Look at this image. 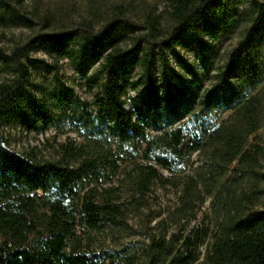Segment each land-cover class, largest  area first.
<instances>
[{"label":"trees","instance_id":"trees-1","mask_svg":"<svg viewBox=\"0 0 264 264\" xmlns=\"http://www.w3.org/2000/svg\"><path fill=\"white\" fill-rule=\"evenodd\" d=\"M49 22L48 14L27 10L24 0H0V25L16 23L32 32L10 51L0 48V73L10 75L0 81V133L11 122L28 131L55 125L64 133H78L83 142L72 140L62 145L60 159L40 161L0 139V264H121L82 247L79 231L99 230L125 215L111 196L100 199L92 185L112 180L124 163L134 162L140 193L157 182L178 187L174 175L185 172L202 151L212 167L207 176H187L179 210L193 211L211 196L220 211L218 231L201 264H264V208L244 210V201L258 197L257 182L251 196L228 188L231 179L221 187L234 162L257 161L248 153L251 136L264 122V0H165L163 9L132 0L110 8L101 30L91 22L40 29ZM240 22L246 24L244 34L228 52L216 81L199 97L187 82L179 84L169 52L187 38L205 57L209 42ZM112 29L119 36L107 37ZM36 47L51 62L32 56ZM64 59L98 63L92 74L83 73L88 87H98L92 101L57 76L42 94L35 90L32 69L56 70ZM181 62L191 68L186 58ZM129 89L140 99L130 106L125 98ZM160 169L173 177L163 178ZM162 241L152 238L158 246L155 259L164 253L172 257L170 264L178 258L198 260L191 255L192 236L178 254L173 244Z\"/></svg>","mask_w":264,"mask_h":264},{"label":"rangeland","instance_id":"rangeland-1","mask_svg":"<svg viewBox=\"0 0 264 264\" xmlns=\"http://www.w3.org/2000/svg\"><path fill=\"white\" fill-rule=\"evenodd\" d=\"M132 0H24L27 10H38L50 16V22L40 29H59L63 25H76L91 22L95 30H101L109 17L110 8L121 2ZM136 5L141 0H134ZM157 3L160 9L164 8L165 0H146ZM131 9L133 16H140L139 10ZM246 24L238 23L234 30L215 41H210V47L201 57L187 38L177 45L176 51L169 52L172 67L179 73L176 75L179 84L187 82L199 97L213 82L220 66L226 61L228 52L238 43L244 34ZM107 30V29H105ZM104 30V31H105ZM32 32L16 23L7 26L0 25V48L10 51L17 45L25 43ZM117 29L108 31L107 37L119 36ZM31 55L46 58L51 62L50 56L42 47H36ZM181 57L186 58L190 67L184 66ZM98 68V63L81 64L71 59H64L56 70L44 66L32 69L31 81L35 90L42 94L56 82V76L73 85L75 92L83 99L92 101L98 93V87H88L83 73L92 74ZM139 67L133 69V75L138 76ZM9 73L1 72L0 81L9 77ZM195 81V83H193ZM190 93L185 98L189 99ZM128 106L139 101L138 92L129 89L125 95ZM226 113L224 117H227ZM0 139L11 149L35 155L40 161L60 159L63 155L62 145L73 140L74 143L83 142V138L76 132H62L57 126H51L46 131H28L14 122L5 124L1 129ZM250 152L256 155L257 161L234 162L227 174L221 179L223 188L231 179L228 188H232L238 196L243 193L252 195L254 182L260 189L257 199L244 201V210L264 208V122L257 133L251 136ZM207 152H197L193 155L187 169L182 174L174 175L180 186L163 185L160 182L152 185L151 191L140 193L134 183L138 170L134 162H127L121 166L119 172L108 182L92 185L100 193L99 198L111 196L112 202L118 204L125 211V215L116 223H110L99 230H90L82 233V247L90 251H99L107 260L119 261L121 264H170L172 257L161 253L155 259L158 246L152 244L153 236L162 240L165 245L173 244L175 254L183 251L184 242L188 236L193 237L191 255L198 256V260L190 262L178 258L172 264H201L214 242L218 231L220 211L211 204V196L206 197L204 204L198 203L193 211L182 214L179 210L184 196V182L188 175L205 172L208 175L212 165L208 162ZM252 164V165H251ZM256 172H250V166ZM237 168H240L236 170ZM163 178L173 177L170 172L160 169ZM203 188V185L201 184ZM41 194V193H40ZM193 214L197 218L193 217ZM198 231L193 232L194 229ZM174 238V241L172 239ZM177 238V239H175ZM179 250V251H178ZM183 260V261H182Z\"/></svg>","mask_w":264,"mask_h":264}]
</instances>
